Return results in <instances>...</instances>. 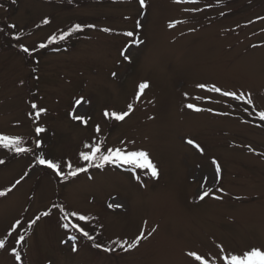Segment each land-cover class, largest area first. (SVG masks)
Here are the masks:
<instances>
[{"label":"rangeland","instance_id":"374dc122","mask_svg":"<svg viewBox=\"0 0 264 264\" xmlns=\"http://www.w3.org/2000/svg\"><path fill=\"white\" fill-rule=\"evenodd\" d=\"M0 5V134L19 136L32 149L18 154L0 147V191L7 193L0 196V264H199L189 251L223 264V255L264 250V0ZM76 24L81 30L71 31ZM129 31L134 37L125 35ZM52 36L57 40L50 41ZM42 43L47 46L40 48ZM143 82L149 87L137 99ZM213 85L244 99L209 91ZM81 97L87 102L78 106ZM129 104L123 121L104 115L129 111ZM41 108L46 112L36 117ZM77 114L87 124L74 119ZM36 127L46 132L38 137ZM100 142L102 150L147 151L159 178L106 165L57 180L37 164L43 154L60 160L62 168L69 160L83 166L84 145ZM114 203L123 207H108ZM45 211L50 215L42 216ZM70 211L89 220L64 219ZM37 215L41 219L31 225ZM69 222H78L95 240L71 225L65 229ZM153 228L133 250L122 251L116 243ZM96 243L116 251L104 252Z\"/></svg>","mask_w":264,"mask_h":264},{"label":"snow or ice","instance_id":"6c2138e0","mask_svg":"<svg viewBox=\"0 0 264 264\" xmlns=\"http://www.w3.org/2000/svg\"><path fill=\"white\" fill-rule=\"evenodd\" d=\"M15 2V0H13ZM176 3H182L184 0H174ZM189 2L195 3L196 0H189ZM139 3L142 7H145V0H139ZM2 7V5H0ZM261 19H264L262 17ZM44 24L50 23L48 19L43 20ZM179 23V21H177ZM170 27L173 25H169ZM12 27H15V25H12ZM81 25L76 24L74 29L71 31H79L81 30ZM89 27H94V25H89ZM104 31H111L110 29H103ZM71 31L68 33H63L59 36L60 40L65 39L68 35L71 34ZM126 36L128 37H134V33L129 31L125 33ZM19 39V37H17ZM57 40L56 36H52L50 38V41H55ZM134 44H140L143 43L142 40L134 39L132 41ZM47 45L45 44H40V48H45ZM23 48V51L25 53H28L30 50L28 47H24L21 45ZM126 59L130 60V55L125 56ZM116 73H113V76H115ZM139 93L137 95V99H139V94H142L145 89L149 87V84L147 82H143L139 84ZM199 88H207V85L205 84H199L197 85ZM211 92H216L220 93L222 96L225 97H232L235 100H241L244 99L245 94H237L236 92L233 91H222L221 88L213 85L210 89H208ZM248 98L246 100L247 104H252L253 101L251 99V95L247 94ZM199 99V98H197ZM87 101L84 100L83 97L79 98L76 101V104L79 106L83 103H86ZM33 109L37 108L36 104H32L31 106ZM188 108L193 109L195 111H202L203 109L198 108L194 104H188ZM129 111H124V112H111L109 113L107 110L104 112L105 117H110L115 119L116 121H123L127 116L130 115V111L132 110V105H128ZM208 111H211V109H208ZM42 112H46V109H39L38 111L35 112V116L39 117ZM74 119L79 120L83 122L84 124H87V119L83 115H74ZM259 118L261 121H264V111L259 112ZM100 126H96V132H100ZM46 129L43 127H36L35 128V133L37 136H39L41 133H45ZM102 143H97V144H85L84 148L87 149L86 151H81L79 153V159L81 161H84L85 164L80 167H76L72 164V162L69 161H64V166L62 168V164L60 160H57L55 158H47L45 155L41 154L38 159H37V164L44 166L46 169L51 170L57 177H60L63 180H67L70 177H76L81 173H87L90 168H98V169H103L105 168L106 165H115L118 167H123V166H130L135 169H141V170H146L147 174H150L153 178H159V169L157 165L153 162V160L150 158V154L145 151V150H128L124 147H117V148H108L106 150H102ZM187 143L190 145H194L197 149H199L201 152H203V148L200 147L199 144H197L194 140L189 139L187 140ZM24 141L21 137L19 136H9V135H4L0 134V147L6 148V149H12L16 153H26L32 151L30 148H26L23 146ZM36 145L38 148H43V142L41 140L36 141ZM4 161L0 160V164H3ZM66 169V171H65ZM216 171L219 173L220 168L219 165H216ZM138 178V177H137ZM22 179V178H21ZM89 179H92L91 176H89ZM21 181L17 180L15 184L12 186L13 188L18 185ZM12 189L9 188L8 191H11ZM219 191H223V189H220ZM211 189L209 188L208 190L204 191L202 194H200L199 199L204 200L205 197H208L210 195ZM7 193L4 191H0V196H5ZM216 199H220V197H215ZM109 208H122L123 205L120 203H114V204H108ZM42 216H49L50 213L45 211L44 213L41 214ZM41 215H37L33 220H31V225H35L37 221L41 219ZM69 217H75L77 221H85L87 222L89 220V217L83 214H80L77 211H70V212H65L64 213V218L68 219ZM17 227L20 226V222H16ZM74 227L78 232H80L84 237L88 238L89 240H95L93 236L89 234L88 231L85 230L84 227H82L78 222L77 223H65L63 227L65 229L69 228V226ZM156 231L155 228L152 229L151 232H148L145 234V232H141L137 237H135L132 241H125L121 243L120 241H116L117 244H119V247L122 251H130L135 248L141 243L142 240L147 239L149 236H151L154 232ZM72 241L76 240V237H70ZM19 241L23 242L24 237L20 236ZM94 247L97 249H102L104 252H114L116 251L115 248H108L104 246L101 243H96L94 244ZM5 248V241L0 240V250H3ZM72 250L75 252L77 251V248L75 245H73ZM15 259L17 261L21 260V256L18 251H16L15 248L12 249ZM221 252H223V249L221 248ZM189 257H192L195 261H198L199 264H209L208 260H206L203 256L199 255L195 251H189L187 253ZM223 264H264V250H261L259 247H252L250 250L244 251L243 253L240 254H228V255H223Z\"/></svg>","mask_w":264,"mask_h":264},{"label":"trees","instance_id":"16d2710c","mask_svg":"<svg viewBox=\"0 0 264 264\" xmlns=\"http://www.w3.org/2000/svg\"><path fill=\"white\" fill-rule=\"evenodd\" d=\"M115 1H116V0H111V2H113V3H114ZM123 1H124V0H123ZM71 33H72V32H71ZM3 149H4V148H3ZM64 219H65V218H64Z\"/></svg>","mask_w":264,"mask_h":264}]
</instances>
